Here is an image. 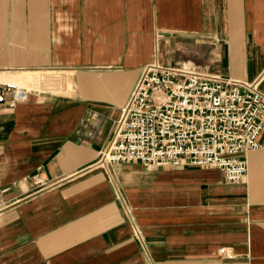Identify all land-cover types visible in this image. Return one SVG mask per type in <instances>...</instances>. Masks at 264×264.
<instances>
[{"label": "crops", "instance_id": "1", "mask_svg": "<svg viewBox=\"0 0 264 264\" xmlns=\"http://www.w3.org/2000/svg\"><path fill=\"white\" fill-rule=\"evenodd\" d=\"M153 61L264 92V0H0V264H264V126L237 182L97 163Z\"/></svg>", "mask_w": 264, "mask_h": 264}, {"label": "built area", "instance_id": "2", "mask_svg": "<svg viewBox=\"0 0 264 264\" xmlns=\"http://www.w3.org/2000/svg\"><path fill=\"white\" fill-rule=\"evenodd\" d=\"M49 81L45 87L57 90L44 89L68 91L65 82ZM29 89L2 83L0 103L14 106ZM263 126L264 92L254 82L153 61L143 68L121 108L97 163L211 167L221 170L226 181L237 182L246 175V154L259 145ZM34 180L42 182L38 173ZM132 233L143 243L138 226Z\"/></svg>", "mask_w": 264, "mask_h": 264}, {"label": "rangeland", "instance_id": "3", "mask_svg": "<svg viewBox=\"0 0 264 264\" xmlns=\"http://www.w3.org/2000/svg\"><path fill=\"white\" fill-rule=\"evenodd\" d=\"M209 71L212 72L213 69H209ZM66 80H67L66 78H65V79L63 78V80H61V81L59 80V81H57V82H58V84H60L62 81H63V83H64ZM46 83H47V84H46ZM46 83H42V84L49 86V85H48L49 83H48V82H46ZM70 83H71V82H70ZM19 84H21V83H19ZM29 84H31V82L26 83L27 86H28ZM21 85H22V84H21ZM66 86H67L66 89L68 90V88L70 87V86L68 85V83L66 84ZM69 91H70V90H68L67 92H65L64 90L59 89V92H60V93H68Z\"/></svg>", "mask_w": 264, "mask_h": 264}]
</instances>
